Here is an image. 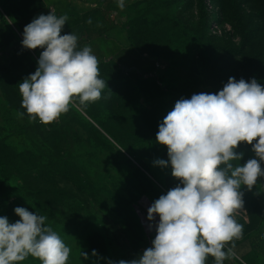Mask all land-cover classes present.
I'll return each mask as SVG.
<instances>
[{
    "label": "rangeland",
    "instance_id": "obj_1",
    "mask_svg": "<svg viewBox=\"0 0 264 264\" xmlns=\"http://www.w3.org/2000/svg\"><path fill=\"white\" fill-rule=\"evenodd\" d=\"M128 2L122 20L129 43L169 64L161 101L143 100L121 66L107 64L100 100H77L42 124L30 120L19 93L38 61L21 60L0 75V216L16 222V207L47 216L71 249L68 264L130 261L152 246L159 217L150 222L147 210L180 183L170 164L154 163L169 159L156 134L178 100L216 94L230 77L264 86V0ZM241 192L253 231L264 211V184ZM22 264L41 262L28 257Z\"/></svg>",
    "mask_w": 264,
    "mask_h": 264
},
{
    "label": "clouds",
    "instance_id": "obj_2",
    "mask_svg": "<svg viewBox=\"0 0 264 264\" xmlns=\"http://www.w3.org/2000/svg\"><path fill=\"white\" fill-rule=\"evenodd\" d=\"M67 20L52 10L23 30V48L43 51L36 71L19 83L21 106L42 124L58 120L77 100L80 105L100 100L105 88L91 47L79 48L77 35L61 34ZM156 142L166 146L169 159L154 163L170 164L180 183L147 210L150 222L159 217L152 246L136 259L107 264H207L209 256L224 264L231 255L226 246L242 236L235 219L244 205L241 187L251 190L264 178V86L255 78L230 77L216 94L178 100L159 125ZM241 143L252 145L256 157L243 165V153L236 151ZM14 212L20 217L14 223L0 216V264H22L28 257L68 264L71 249L46 225L47 216L24 207ZM80 255L88 259L86 252Z\"/></svg>",
    "mask_w": 264,
    "mask_h": 264
},
{
    "label": "crops",
    "instance_id": "obj_3",
    "mask_svg": "<svg viewBox=\"0 0 264 264\" xmlns=\"http://www.w3.org/2000/svg\"><path fill=\"white\" fill-rule=\"evenodd\" d=\"M130 0H0V70L10 66L15 51L23 61H38L43 49H25L22 46L23 30L34 18L47 15L52 10L58 16L67 15L63 34L78 36V47H91L99 62L100 78L110 76L104 65L116 63L124 70L127 81L132 84L142 99L150 103L161 101L166 95L163 78L169 67L164 59L140 54L127 39L123 25V11ZM243 153L240 165L256 158L252 147H238ZM238 163V162H233ZM264 168V163L261 164ZM264 184V178L256 185ZM235 219L242 225V236L226 247L231 255L224 264H264V212L258 218L253 231L248 210H237ZM214 264V261H210Z\"/></svg>",
    "mask_w": 264,
    "mask_h": 264
},
{
    "label": "trees",
    "instance_id": "obj_4",
    "mask_svg": "<svg viewBox=\"0 0 264 264\" xmlns=\"http://www.w3.org/2000/svg\"><path fill=\"white\" fill-rule=\"evenodd\" d=\"M131 44V43H130ZM134 48H136L137 49V51L140 53V54H149L150 56H153V55H156V54H152L151 52H149V51H146V50H139L136 46H134L133 44H131ZM200 49L202 50V51H204V49H205V45L204 44H201V46H200ZM18 51H19V49H17L15 52V55H14V57H12V61L10 62V66L9 67H7V68H4V69H1L0 70V75L2 74L1 72L2 71H8L9 69H10V67H13V66H15L16 65V62H19L20 63V61L22 60V59H19L18 58V55H17V53H18ZM230 52H234V51H232V50H229ZM236 54H239V52L238 53H236ZM154 57V56H153ZM155 57H158V55H156ZM33 59H28V60H25L24 62L26 63V62H29V61H32ZM23 61V60H22ZM34 61V60H33ZM15 64V65H14ZM110 64V66H116V65H118V64H116V63H109ZM2 76H0V78H1ZM101 79H103V78H101ZM130 89L133 91V92H137V90L135 89V87L132 85V84H130ZM137 94H138V92H137ZM81 108V107H80ZM82 109V108H81ZM264 212V211H263ZM211 257V256H210ZM214 261V258L213 257H211V259H210V261Z\"/></svg>",
    "mask_w": 264,
    "mask_h": 264
}]
</instances>
